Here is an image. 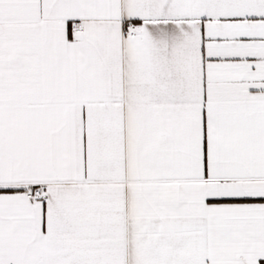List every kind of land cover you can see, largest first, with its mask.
Wrapping results in <instances>:
<instances>
[{
    "label": "snow or ice",
    "instance_id": "snow-or-ice-1",
    "mask_svg": "<svg viewBox=\"0 0 264 264\" xmlns=\"http://www.w3.org/2000/svg\"><path fill=\"white\" fill-rule=\"evenodd\" d=\"M0 264H264V0H0Z\"/></svg>",
    "mask_w": 264,
    "mask_h": 264
}]
</instances>
